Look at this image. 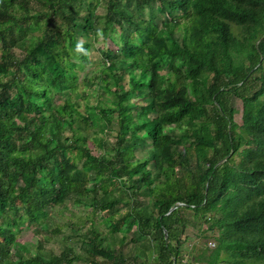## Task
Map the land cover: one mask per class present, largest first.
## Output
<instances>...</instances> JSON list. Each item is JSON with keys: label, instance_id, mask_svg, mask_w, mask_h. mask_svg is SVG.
Here are the masks:
<instances>
[{"label": "trees", "instance_id": "1", "mask_svg": "<svg viewBox=\"0 0 264 264\" xmlns=\"http://www.w3.org/2000/svg\"><path fill=\"white\" fill-rule=\"evenodd\" d=\"M0 51V264L182 263L189 209L218 232L193 260L264 264V0H0ZM68 202L82 252L20 247Z\"/></svg>", "mask_w": 264, "mask_h": 264}, {"label": "rangeland", "instance_id": "2", "mask_svg": "<svg viewBox=\"0 0 264 264\" xmlns=\"http://www.w3.org/2000/svg\"><path fill=\"white\" fill-rule=\"evenodd\" d=\"M98 12L104 15L106 10L100 7ZM100 25H103V22H101ZM44 28L45 26L42 25V29ZM40 30L41 28H38V30H34L31 28L27 29L25 35L30 38L29 42L36 40L38 38V33H40ZM116 33L117 32H113L110 38L107 36L106 39L103 40H102V36H100V41H97L96 44L97 47L99 48L107 45L109 46V50L114 52L118 44L112 40L113 39L112 37L115 36ZM89 53H90V58L92 59V63L86 66L84 69L75 68V70H78L82 78H84L86 75H89L90 77L97 75L100 72V69L103 67L102 59H101L102 57L99 56L98 58L95 59V56L93 55L92 51H90ZM73 71L74 69H71V71L67 70L63 78L68 77ZM78 87L90 93L89 100H87L86 98H83L81 100L82 105L80 107V110L85 111V103L87 101L89 103H96L95 94H97V91H95L94 89H92L91 91L90 88L84 86L83 83L79 84ZM105 94L107 97L112 96L109 92H106ZM134 100H138L139 102H142L140 98H136L134 96H130L121 102L122 104H129V103H133ZM235 104L237 108L235 120L241 123L243 102L241 99L236 98ZM102 105L105 107L117 106L116 104L112 103L109 100H105ZM115 119L117 118L115 117ZM99 136L108 140L110 143L114 141V139L111 136H108L107 134L99 133ZM89 147L91 149H96V145L93 142L89 143ZM114 183L115 185L118 184L117 181H114ZM122 210H125V208L122 207ZM90 211L91 210L86 209L79 204H72L70 202H68L64 207L61 206V207L53 208V210L49 212V218L47 219V222L60 225L61 231L59 233H54L51 232L49 229L46 230L44 224L41 225L34 224L33 227L24 225L22 226V229L18 232V242L21 245L20 247L28 246L30 248L32 247V249L34 250L35 243L40 244L39 238H41L42 239L41 249L45 255L51 253H59L62 250H64L66 246L74 247L82 252L79 242L80 237L79 234H77L74 231V228H80L82 229V232H86L88 229L92 227L93 223L87 219V217H92L91 215L92 213ZM107 211H108V205L104 206V208L101 207L100 213L97 214L96 222L101 220L102 217L108 215L109 213ZM185 217H188L189 221L187 222L185 227V235H183V238L185 240L182 246V251H183L182 255H184L185 261H189V260L191 261L194 259V255L197 254L199 251L204 250L206 248L210 250L215 249L217 245L216 244L217 240L215 239V237L218 235V232L215 231L212 232L208 230L207 223L205 221H203L202 224L199 223V221L194 218V212L191 209L186 211ZM104 228L108 229L107 226H104ZM132 237H133V233L132 231H130L125 245L122 246L123 250L127 251V253L131 251L130 249L134 248L133 242L130 241ZM130 263H132V260L128 261V264ZM79 264H84V263L82 262Z\"/></svg>", "mask_w": 264, "mask_h": 264}, {"label": "clouds", "instance_id": "3", "mask_svg": "<svg viewBox=\"0 0 264 264\" xmlns=\"http://www.w3.org/2000/svg\"><path fill=\"white\" fill-rule=\"evenodd\" d=\"M194 262H204V261H195V260H189V261H185V259H184V261L182 262V263H178V264H191V263H194ZM206 263V262H205ZM207 264V263H206Z\"/></svg>", "mask_w": 264, "mask_h": 264}, {"label": "built area", "instance_id": "4", "mask_svg": "<svg viewBox=\"0 0 264 264\" xmlns=\"http://www.w3.org/2000/svg\"><path fill=\"white\" fill-rule=\"evenodd\" d=\"M191 264H206L205 262H194V263H191Z\"/></svg>", "mask_w": 264, "mask_h": 264}]
</instances>
